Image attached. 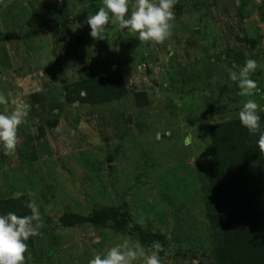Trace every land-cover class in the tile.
Segmentation results:
<instances>
[{
	"label": "rangeland",
	"instance_id": "rangeland-1",
	"mask_svg": "<svg viewBox=\"0 0 264 264\" xmlns=\"http://www.w3.org/2000/svg\"><path fill=\"white\" fill-rule=\"evenodd\" d=\"M101 6L0 0V112L30 106L15 153L0 149V201H34L42 221L26 242V264H89L125 239L141 241L133 228L165 240L162 264H218L226 239L209 214L220 200L209 211L203 190L209 131L238 119L247 98L228 73L247 59L259 65L251 98L264 115V0H176L163 43L139 41L118 24L92 38L87 16ZM111 68L124 76L121 100L68 102L77 82ZM97 210L127 212L128 229L117 232L112 218L108 227L60 222Z\"/></svg>",
	"mask_w": 264,
	"mask_h": 264
},
{
	"label": "trees",
	"instance_id": "trees-1",
	"mask_svg": "<svg viewBox=\"0 0 264 264\" xmlns=\"http://www.w3.org/2000/svg\"><path fill=\"white\" fill-rule=\"evenodd\" d=\"M6 35L9 37L10 34ZM74 87L66 96L68 102L80 101L93 105L119 101L127 90L124 76L118 68H111L105 75H87ZM82 91L85 93L83 96ZM260 115L264 121V115ZM209 134L212 155L209 161L210 177L203 190L209 211L215 209L212 202L220 200L217 212L209 214L211 226L223 228L226 239V244L218 249V264H264V154L260 153L256 143L258 134L250 136L239 119L212 125ZM8 212L29 215L31 209L26 200L23 203L15 199L0 201V214ZM118 212L97 210L89 216L66 214L60 222L65 228L85 223L108 227V221L112 218L115 221L113 228L123 232L128 229L131 219L127 212ZM133 231L130 235L138 233L146 246L157 238L163 246L161 252L165 251L167 244L160 236L137 228H133Z\"/></svg>",
	"mask_w": 264,
	"mask_h": 264
},
{
	"label": "clouds",
	"instance_id": "clouds-1",
	"mask_svg": "<svg viewBox=\"0 0 264 264\" xmlns=\"http://www.w3.org/2000/svg\"><path fill=\"white\" fill-rule=\"evenodd\" d=\"M176 0H134L130 10V0H103V6L94 14L87 16L90 27L89 35L94 39H105L106 26L119 25L121 33H135L139 41L163 43L171 35ZM259 67L255 59H247L239 71L229 70L228 77L237 83V95L245 97L238 112V119L250 136H257V146L264 154V121L255 97L259 89L257 82L251 78ZM81 95H85L82 91ZM4 95L0 94V104H6ZM30 106L18 104L10 113L0 112V149L5 155H12L18 144V128L26 118ZM157 139L170 133H157ZM30 195H33L30 193ZM29 215H17L15 212L0 214V264H26L28 244L31 237L39 234L42 227L38 207L34 201L29 202ZM160 241H152L145 246L141 241L123 240L97 254L89 264H162Z\"/></svg>",
	"mask_w": 264,
	"mask_h": 264
}]
</instances>
